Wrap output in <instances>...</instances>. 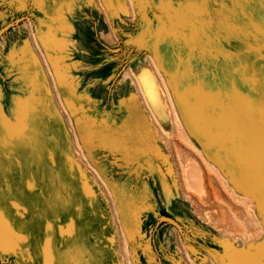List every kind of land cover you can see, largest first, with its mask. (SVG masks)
<instances>
[{
  "label": "rangeland",
  "instance_id": "rangeland-1",
  "mask_svg": "<svg viewBox=\"0 0 264 264\" xmlns=\"http://www.w3.org/2000/svg\"><path fill=\"white\" fill-rule=\"evenodd\" d=\"M0 264H264V0H0Z\"/></svg>",
  "mask_w": 264,
  "mask_h": 264
},
{
  "label": "water",
  "instance_id": "water-1",
  "mask_svg": "<svg viewBox=\"0 0 264 264\" xmlns=\"http://www.w3.org/2000/svg\"><path fill=\"white\" fill-rule=\"evenodd\" d=\"M141 81L144 84L146 82L145 79H143V77H141ZM151 90H150V88L146 87V92H147V95H148V97L150 99L151 104L154 106L155 109L162 110V105H161V102L158 99L157 94L154 95Z\"/></svg>",
  "mask_w": 264,
  "mask_h": 264
},
{
  "label": "bare ground",
  "instance_id": "bare-ground-1",
  "mask_svg": "<svg viewBox=\"0 0 264 264\" xmlns=\"http://www.w3.org/2000/svg\"><path fill=\"white\" fill-rule=\"evenodd\" d=\"M143 77V79H145V84L143 83V87H144V90H145V92H146V87L147 88H150V90L152 91V93L154 94V95H156V92H157V89H155V86L152 84V82L150 81V79H149V76L147 75L146 76V74H145V76L143 75L142 76ZM154 78V77H153ZM159 89V88H158ZM159 92H160V95L162 96V92H161V90L159 89ZM147 93V92H146ZM150 100V99H149ZM192 170L190 171V174H192Z\"/></svg>",
  "mask_w": 264,
  "mask_h": 264
}]
</instances>
